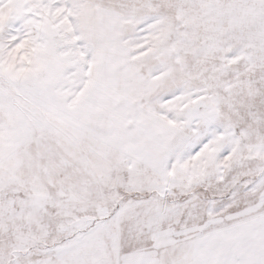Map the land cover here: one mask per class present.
I'll return each mask as SVG.
<instances>
[{
	"label": "snow or ice",
	"instance_id": "snow-or-ice-1",
	"mask_svg": "<svg viewBox=\"0 0 264 264\" xmlns=\"http://www.w3.org/2000/svg\"><path fill=\"white\" fill-rule=\"evenodd\" d=\"M0 264H264V0H0Z\"/></svg>",
	"mask_w": 264,
	"mask_h": 264
}]
</instances>
